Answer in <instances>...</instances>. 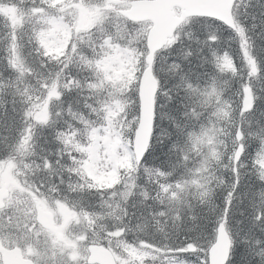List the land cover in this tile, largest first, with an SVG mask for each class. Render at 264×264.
I'll return each mask as SVG.
<instances>
[{"label":"snow or ice","instance_id":"6c2138e0","mask_svg":"<svg viewBox=\"0 0 264 264\" xmlns=\"http://www.w3.org/2000/svg\"><path fill=\"white\" fill-rule=\"evenodd\" d=\"M0 264H264V0H0Z\"/></svg>","mask_w":264,"mask_h":264}]
</instances>
